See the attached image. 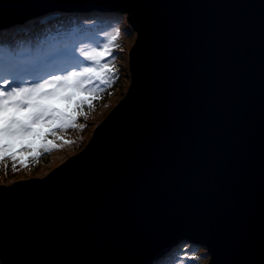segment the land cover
<instances>
[{"label": "water", "instance_id": "95a60500", "mask_svg": "<svg viewBox=\"0 0 264 264\" xmlns=\"http://www.w3.org/2000/svg\"><path fill=\"white\" fill-rule=\"evenodd\" d=\"M0 7L17 24L119 11L136 33L127 91L85 146L45 175L0 185L11 191L0 199V253L13 264H140L145 252L165 256L186 241L216 249L207 264H233L238 238L259 247L264 0Z\"/></svg>", "mask_w": 264, "mask_h": 264}, {"label": "snow or ice", "instance_id": "6c2138e0", "mask_svg": "<svg viewBox=\"0 0 264 264\" xmlns=\"http://www.w3.org/2000/svg\"><path fill=\"white\" fill-rule=\"evenodd\" d=\"M21 5H10V7H19ZM132 5L128 6L129 11ZM6 11L0 7V29L14 30L19 25L15 22L6 21ZM127 34H131L125 29ZM121 29L116 27L110 36V44L120 37ZM81 55L95 63V67L74 65L67 70L49 73L46 76H39V68H33L31 71L17 67L15 61L10 59L9 54L0 55V167H6L7 161H13V170L16 171L18 154L13 151L15 142L24 141L28 138L36 139L41 136L38 126L48 125L52 129L53 125L59 129L66 130L75 127H84L78 124L80 115L87 118V113L83 108L87 105L92 108L93 100L99 96L102 89L96 87V84L111 86L113 81L118 78V70L114 67L100 63L102 57L111 52V48L105 47L103 51L93 49L87 51L80 49ZM65 55L70 53L65 52ZM77 68L79 70H77ZM26 76H35V79L28 80ZM55 85V87H53ZM73 89L70 95H62V90ZM76 92L88 93L92 96L91 100L78 101L76 107L69 111H61L49 103L54 99H63L72 101ZM55 136L57 140H62L66 144L72 141L64 140L63 137L57 136L55 131L44 134V142L40 149H33L31 146L25 147L24 152H35L32 157L39 160L41 152L50 153L53 150L61 148L63 145L49 143L47 137ZM11 153V155H9ZM24 164L23 167H27ZM53 177H49L52 179ZM8 186H5L7 188ZM11 191L0 190V199L10 196ZM240 259L233 264H264V235L258 248L248 245L243 237L237 241ZM192 245L188 244L180 251H187ZM167 255V254H165ZM217 255L216 249L207 246L202 256H192L193 260L210 259ZM164 256L157 255L153 251H147L143 255L140 264H161ZM0 264H13L12 260L6 258L0 253ZM211 264H218L216 259L211 260Z\"/></svg>", "mask_w": 264, "mask_h": 264}, {"label": "trees", "instance_id": "16d2710c", "mask_svg": "<svg viewBox=\"0 0 264 264\" xmlns=\"http://www.w3.org/2000/svg\"><path fill=\"white\" fill-rule=\"evenodd\" d=\"M66 14L68 15H65L59 20L57 18L46 20V16H40L32 20L30 19L14 30L1 29L0 55L7 53L10 59L15 61L17 67L28 71H31L33 68H39L41 71H39L38 75L46 76L49 73L67 70L74 65H80L81 62L83 66H90L86 64L91 60L82 56L80 49L83 48L86 50L89 47H94L101 38L92 36L93 41L88 42L90 38L88 36L89 32H86V30L97 32L107 31L116 27L128 29L126 27V15L118 11L104 12L92 10L83 13L68 12ZM72 30L73 33H71ZM30 45L34 46V50H31ZM65 52L70 53V55H65ZM112 52L113 51L110 53ZM108 56L109 53H106L102 57L103 60L100 62H106ZM110 66L118 70V78L113 81L111 86L99 83L96 84V87L102 89V91L99 93V96L93 100L94 106L92 108H89L87 105L84 106L83 112L87 113V118L84 115H80L78 119L79 125H81L82 122L89 125L91 122L89 118H95L94 114L104 106V103H108L116 97V101H119L124 96L126 83L129 82V79H127V69L119 58L115 63L110 64ZM35 78V76H26L28 80ZM108 88L109 91L107 90ZM81 100H91L90 94H87L86 97H79L78 92H76L73 96V100L66 102L64 110L69 111L75 108L77 102ZM60 102L63 103L62 101ZM76 128L83 129V127ZM66 130H70V128ZM66 130L59 129L56 125H53L52 129H50L47 125V127L39 130L41 132L40 137L34 139L30 143L24 142L23 144H19V148H17L16 151L20 148L21 151H23L25 147H32L33 142H35L34 147H40L44 142V134L50 131L61 133ZM50 137L51 135H49L47 139ZM42 155H44V153H42ZM164 260L168 261V257H165Z\"/></svg>", "mask_w": 264, "mask_h": 264}, {"label": "rangeland", "instance_id": "374dc122", "mask_svg": "<svg viewBox=\"0 0 264 264\" xmlns=\"http://www.w3.org/2000/svg\"><path fill=\"white\" fill-rule=\"evenodd\" d=\"M130 31L131 34H128L125 32V28L121 29L120 37L114 42V44H110L109 38L113 34V29L107 30V31H97L93 32V30H86V32H89V40L88 42L93 41L92 36H98L101 38V40L98 42L97 45L94 47H89L86 50L92 51L93 49L98 51H103L105 47L111 48L112 53L109 54L107 61L100 62L103 64H112L115 63L116 60L119 58L123 65L126 67L128 72V51L134 42V39L136 37V33L131 30L129 26H126ZM75 28V27H73ZM65 32V30H64ZM73 33V30L72 32ZM103 60V58L101 59ZM86 65H90L89 67L96 66L94 62L89 61ZM125 69V70H126ZM78 70V69H77ZM129 79V75L128 78ZM129 86V82L126 83V91ZM55 87V85L53 86ZM109 91V88L107 89ZM73 89H68L66 91L62 90V95H70L73 93ZM125 91V92H126ZM79 97H86L88 93L84 92H78ZM114 96V95H112ZM90 98L92 99V96L90 95ZM117 97L113 100L109 101L108 103H104V106L97 111V113L94 114L95 118H89L90 123L89 125L84 122L81 123L83 125V129H77L70 128V130L63 131L61 133H56L57 136H61L64 138V140L72 141L71 144H66L62 140H57L55 136H51L48 141L49 143H56L57 145H63L61 148H58L56 150L51 151L50 153L45 154V152H41L39 160H34L32 157L36 155L35 152H24L21 151V148L16 151L17 148H19V144H23L24 142H32L34 139L28 138L24 141H17L15 143L13 151L18 154V163L16 164V171L13 170V161L8 160L6 167H0V185L2 184H12L18 180L21 179H27L30 177H38L47 174L50 170L54 168V166L60 164L65 159L70 157L71 155L75 154L76 152L80 151L82 147L85 146V144L90 139L94 128L98 123L101 122L103 118L108 114V112L115 106L117 103L116 101ZM62 101L63 103H61ZM67 100L63 99H54L52 101H49L51 105L55 108L60 109L61 111H65V105ZM47 127V125L38 126L39 129H43ZM35 142L32 143L33 149H40V147H34ZM44 153V155H42ZM10 154V153H9ZM24 164H27L28 166L25 168L23 167ZM183 243V245H182ZM179 247H175L167 256L168 261L162 260L161 264H207L208 259H201V260H193L192 256H202L203 252L205 251V248L203 246H195L189 242L183 241ZM191 244V248H187V251H180L181 248H185L186 245Z\"/></svg>", "mask_w": 264, "mask_h": 264}, {"label": "clouds", "instance_id": "9594fccd", "mask_svg": "<svg viewBox=\"0 0 264 264\" xmlns=\"http://www.w3.org/2000/svg\"><path fill=\"white\" fill-rule=\"evenodd\" d=\"M82 148H83V147H82ZM82 148H81V149H82ZM81 149H80V150H81ZM5 185H7V184H5ZM181 243H182V242H181ZM181 243H179L178 246H179ZM178 246H176V247H178ZM195 246H196V245H195ZM174 248H175V247H174ZM174 248H173V249H174ZM168 254H169V253H168ZM168 254H167V255H168ZM167 255H165V256H167ZM165 256H164V257H165Z\"/></svg>", "mask_w": 264, "mask_h": 264}, {"label": "bare ground", "instance_id": "6f19581e", "mask_svg": "<svg viewBox=\"0 0 264 264\" xmlns=\"http://www.w3.org/2000/svg\"><path fill=\"white\" fill-rule=\"evenodd\" d=\"M82 31V30H81Z\"/></svg>", "mask_w": 264, "mask_h": 264}]
</instances>
